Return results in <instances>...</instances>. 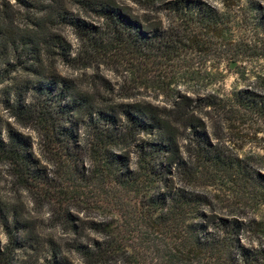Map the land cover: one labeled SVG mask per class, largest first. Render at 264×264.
Here are the masks:
<instances>
[{
  "label": "trees",
  "instance_id": "trees-1",
  "mask_svg": "<svg viewBox=\"0 0 264 264\" xmlns=\"http://www.w3.org/2000/svg\"><path fill=\"white\" fill-rule=\"evenodd\" d=\"M133 1L174 21L164 29L93 1L85 5L102 20L94 25L70 15L59 0H0V167L37 211L48 207L53 228L76 237L70 248L84 264H264V216L248 212L250 203L264 207V175L213 139L199 116L218 111L224 100L172 90L169 107L111 106L57 71L58 59L92 68L114 58L161 72L187 48L205 63L215 55L220 63L235 58L218 50L232 22L229 11L199 0ZM219 1L226 9L240 2ZM263 15L260 47L241 43L261 58ZM60 25L81 40L78 58L55 31ZM231 101L227 113L264 118V96L240 90ZM9 119L37 135L38 152ZM225 186L246 204L220 214L209 189ZM0 228L6 237L0 264H28L21 256L44 253L29 232L34 227L1 199ZM47 244L36 264H73L57 242Z\"/></svg>",
  "mask_w": 264,
  "mask_h": 264
},
{
  "label": "rangeland",
  "instance_id": "rangeland-1",
  "mask_svg": "<svg viewBox=\"0 0 264 264\" xmlns=\"http://www.w3.org/2000/svg\"><path fill=\"white\" fill-rule=\"evenodd\" d=\"M83 1L85 3L77 2V0H59L56 5L65 6L70 15L94 25L101 24L102 20L85 5L93 1L115 4L124 8L127 13L141 20L148 19L151 24L161 25L164 29L174 21L166 13L156 11V9H147L136 4L133 0ZM199 1L217 7L223 12L227 10L231 13L232 22L228 24L223 38L218 42L219 46L222 45V49L218 50L219 53L223 51L228 56L233 54L235 58L220 63L218 55H215L205 63L195 50L187 48L176 66L166 65L161 72L156 68L148 69L143 64L131 67L114 58L107 59L92 68H84L77 64L73 66L71 63L58 59L57 71L61 76L72 79L77 84L79 92L88 93L94 96L99 103L108 102L107 104L111 106L148 103L158 107H169L172 90L192 98L208 94L217 96L224 100L218 111L205 109L199 113L206 124L208 133L213 139L217 138L216 141H220L233 154L244 159L261 175H264V118L253 116L247 112L227 113L233 107L231 99L235 92L248 90L264 96V58L254 55L249 49H245V45H241V43H245L250 47H260L257 42L262 36H258L260 31L257 21L258 13L264 11V0H240L237 6L229 9H226L219 0ZM55 31L62 35L71 46V58H78L82 42L73 29L60 25ZM231 62L236 63L234 69L230 68ZM169 84L171 87L167 86ZM3 115L5 118L7 117L5 112ZM9 121L18 131L31 136L35 143V151L38 152L37 135L31 130L17 125L12 119ZM209 192L212 193L214 204L220 214H229L231 206L246 204L244 200L246 197H240L239 201V196L232 187L212 188L209 189ZM0 199L7 207L20 212L25 222L34 227L33 231L29 230V232L36 238L38 245L44 246L42 254H47V243L49 240H53L62 247L63 252L73 264H84L83 260L70 248L76 237L63 232L59 227L53 228L48 207L37 211L29 194L25 191L17 192L13 187L12 179L5 167H0ZM252 211L264 216V207L258 209L253 203H250L248 212ZM80 218L84 222L88 220L85 213L80 214ZM85 235L89 238L98 237L90 231H85ZM0 239L6 240L1 228ZM80 241L87 242V238L82 237ZM32 254L21 256V260H25L28 264H36L37 260L42 261V254L40 256Z\"/></svg>",
  "mask_w": 264,
  "mask_h": 264
},
{
  "label": "water",
  "instance_id": "water-1",
  "mask_svg": "<svg viewBox=\"0 0 264 264\" xmlns=\"http://www.w3.org/2000/svg\"><path fill=\"white\" fill-rule=\"evenodd\" d=\"M235 65H236L235 62H231V66H230V68H231V69H234V68H235Z\"/></svg>",
  "mask_w": 264,
  "mask_h": 264
}]
</instances>
